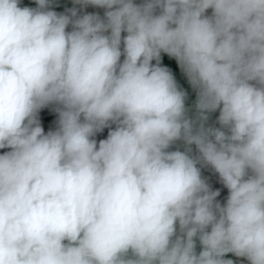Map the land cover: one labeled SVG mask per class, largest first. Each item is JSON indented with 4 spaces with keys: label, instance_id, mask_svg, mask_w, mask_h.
I'll list each match as a JSON object with an SVG mask.
<instances>
[{
    "label": "clouds",
    "instance_id": "obj_1",
    "mask_svg": "<svg viewBox=\"0 0 264 264\" xmlns=\"http://www.w3.org/2000/svg\"><path fill=\"white\" fill-rule=\"evenodd\" d=\"M20 4L0 0V264H264V0Z\"/></svg>",
    "mask_w": 264,
    "mask_h": 264
},
{
    "label": "rangeland",
    "instance_id": "obj_2",
    "mask_svg": "<svg viewBox=\"0 0 264 264\" xmlns=\"http://www.w3.org/2000/svg\"><path fill=\"white\" fill-rule=\"evenodd\" d=\"M61 5H62V10L60 12H64L66 9H70V8L75 6L74 4H72V0H61ZM30 7H36L35 0H31ZM208 14L209 15L211 14V10H209ZM177 80L179 81V83L187 91V101H186V103H187V105L190 108H192L194 103H195V100H196L195 92L192 90L190 85L187 83V80H186V78L184 77V75L182 73H180L178 75ZM217 117H218V112L217 113H212L210 115L209 124L214 123ZM47 119H49V118H46V117L42 118L44 128H46L47 130L54 129L55 128V122H54V124H51ZM98 139H99V137H98ZM212 185H213L214 188H219L220 192L224 191L222 188L217 187L214 184H212Z\"/></svg>",
    "mask_w": 264,
    "mask_h": 264
},
{
    "label": "trees",
    "instance_id": "obj_3",
    "mask_svg": "<svg viewBox=\"0 0 264 264\" xmlns=\"http://www.w3.org/2000/svg\"><path fill=\"white\" fill-rule=\"evenodd\" d=\"M30 3H31V0H21L20 6L21 7H24V6L30 7ZM53 10L57 11V12H60L62 10L61 0H55V6H54ZM163 63L173 70V72L176 75V78L181 73L180 69L178 68V66L176 65V62L173 59H170L167 56H165L164 59H163ZM44 117L45 116L41 114L42 127H44L43 120H42V118H44ZM47 120L51 124H54V122L51 119H47ZM44 129H45L46 132L48 131L46 128H44Z\"/></svg>",
    "mask_w": 264,
    "mask_h": 264
},
{
    "label": "water",
    "instance_id": "obj_4",
    "mask_svg": "<svg viewBox=\"0 0 264 264\" xmlns=\"http://www.w3.org/2000/svg\"><path fill=\"white\" fill-rule=\"evenodd\" d=\"M41 114L44 115L45 117L51 119L53 122H55V120L57 118L56 117V113L53 112V111H51V110H49V109L42 110ZM106 134H107V130H105L103 136H106ZM204 174L211 177V183L218 184V185H222V184L219 183L218 176H216L210 170L205 169L204 170Z\"/></svg>",
    "mask_w": 264,
    "mask_h": 264
},
{
    "label": "crops",
    "instance_id": "obj_5",
    "mask_svg": "<svg viewBox=\"0 0 264 264\" xmlns=\"http://www.w3.org/2000/svg\"><path fill=\"white\" fill-rule=\"evenodd\" d=\"M136 2L139 3L140 0H136ZM72 4H73V0H72ZM84 11L87 13H94L103 16L105 10L103 8L88 6L87 8L84 9ZM197 251H199V245L197 247ZM231 258L235 261V264H246V261H243L241 258H236V257H231Z\"/></svg>",
    "mask_w": 264,
    "mask_h": 264
},
{
    "label": "bare ground",
    "instance_id": "obj_6",
    "mask_svg": "<svg viewBox=\"0 0 264 264\" xmlns=\"http://www.w3.org/2000/svg\"><path fill=\"white\" fill-rule=\"evenodd\" d=\"M99 138H103V137H99ZM212 184H214V183H212ZM214 185L217 186V187H220V188H222V189L224 190L223 192H220V196L217 198V199H219L221 202H223L224 199H225L226 196H227V189L224 188L222 185H218V184H214Z\"/></svg>",
    "mask_w": 264,
    "mask_h": 264
}]
</instances>
